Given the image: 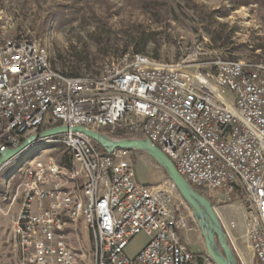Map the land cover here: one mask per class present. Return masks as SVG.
Segmentation results:
<instances>
[{
	"label": "built area",
	"instance_id": "built-area-1",
	"mask_svg": "<svg viewBox=\"0 0 264 264\" xmlns=\"http://www.w3.org/2000/svg\"><path fill=\"white\" fill-rule=\"evenodd\" d=\"M13 22L0 8V154L30 136L69 129L36 144L40 154L17 171L12 234L24 264H78L71 240L82 221L93 243L90 264H212L183 242L190 220L172 192L140 184L130 151L103 153L75 127L148 139L199 193L221 190L224 202L240 201L249 248L264 264L263 59L190 70L126 52L97 74L71 77L53 66L40 40L9 36ZM65 152L71 167L57 161ZM140 233L149 243L128 257Z\"/></svg>",
	"mask_w": 264,
	"mask_h": 264
},
{
	"label": "rangeland",
	"instance_id": "rangeland-1",
	"mask_svg": "<svg viewBox=\"0 0 264 264\" xmlns=\"http://www.w3.org/2000/svg\"><path fill=\"white\" fill-rule=\"evenodd\" d=\"M239 1L242 0H0V8L13 16L9 36L40 40L60 70L61 60L70 65L78 59L88 60L91 71L84 65L79 70L84 75L97 74L109 55L120 56L119 51L128 44L143 39L152 40L145 55L190 70H208L209 63L226 61L224 57L264 60V4L238 6ZM69 13L77 14L74 18L63 17L64 25L58 26L57 17ZM211 13L216 16L212 20ZM225 99L231 104L234 96L228 93ZM43 148H31L0 174V264H24L12 234L20 210L19 204L12 205L21 183L16 174L26 160L38 156ZM130 152L138 182L172 192L190 220V249L203 256L206 263L214 264L192 210L167 175L147 153ZM203 195L212 202L226 226L231 245L250 264L253 254L245 237L241 202H224L226 194L221 190ZM17 200L19 203V197ZM149 240L145 233L135 236L126 248L128 257L137 256ZM71 242L82 256L78 264H90L93 243L83 221Z\"/></svg>",
	"mask_w": 264,
	"mask_h": 264
},
{
	"label": "water",
	"instance_id": "water-1",
	"mask_svg": "<svg viewBox=\"0 0 264 264\" xmlns=\"http://www.w3.org/2000/svg\"><path fill=\"white\" fill-rule=\"evenodd\" d=\"M68 127H57L27 138L18 148L6 149L0 154V172L14 159L23 155L36 144L58 134L66 133ZM73 132L84 134L101 146L107 153L115 150L142 151L167 175L183 201L189 206L205 241L207 253L214 264H238L234 249L230 243L225 227L212 202L200 194L176 169L174 163L148 139H114L103 132L75 127Z\"/></svg>",
	"mask_w": 264,
	"mask_h": 264
},
{
	"label": "trees",
	"instance_id": "trees-1",
	"mask_svg": "<svg viewBox=\"0 0 264 264\" xmlns=\"http://www.w3.org/2000/svg\"><path fill=\"white\" fill-rule=\"evenodd\" d=\"M253 3H256V4H264V0H242V1H239L238 2V6H243V5H250V4H253ZM199 12V11H198ZM201 13V12H200ZM76 14L77 13H69V14H64L63 16L61 17H57V20L56 22L59 24L58 26L60 25H64L65 21H63V17H68L70 16L71 18H74L76 17ZM215 13H211L209 14V18L212 20L214 19V17H216L214 15ZM201 15V14H200ZM201 18H205L201 15ZM209 33L212 34L213 38H215V33L212 31V30H209ZM152 43V40L151 39H143L141 41H134V42H131V44H128L126 46V48L124 50H122L121 52L119 51V53L122 55L128 51H131L133 53H136V54H143L145 55L147 53V49L149 47V45ZM133 48V49H132ZM113 55H116V54H113ZM109 56H112V55H109ZM108 56V57H109ZM224 60H232L231 58H226L224 57L223 58ZM59 65L61 66V72L67 76H71V77H76V76H81L83 74L80 73V69L82 68V66L84 65L86 67V69L88 71H91V64L89 63L88 60H83V59H78L76 60L75 62H73L74 64L73 65H70L69 63H67L66 61H59L58 62ZM53 66L56 68V62H53ZM58 69V68H57ZM105 134H110L108 131H103ZM112 135L113 137H116V138H120V139H126V138H133V136H130V135H127L125 134V132L123 131H119L117 130L116 132H114L113 134H110ZM25 140H23L24 142ZM100 150L103 152V153H106V151L101 147L99 146L98 144H96ZM63 151V150H61ZM57 161L58 163H60L61 165H65L67 167H71L72 166V158L71 156L65 152L63 154L62 157H58L57 156ZM165 173V172H164ZM196 189V188H195ZM198 192L199 190L196 189ZM200 194L203 195V193L200 192ZM204 196V195H203ZM214 206V205H213ZM234 254L236 256V259H237V262L238 264H241V261L237 255V253L234 251ZM212 261V260H211ZM213 262V261H212ZM214 263V262H213Z\"/></svg>",
	"mask_w": 264,
	"mask_h": 264
},
{
	"label": "crops",
	"instance_id": "crops-1",
	"mask_svg": "<svg viewBox=\"0 0 264 264\" xmlns=\"http://www.w3.org/2000/svg\"><path fill=\"white\" fill-rule=\"evenodd\" d=\"M224 225V224H223ZM225 227V229H226V226H224ZM227 230V229H226ZM191 230H187V231H183L182 233H181V235H182V237H183V242L186 244V245H188L189 246V244H188V240H189V238H188V232H190ZM189 248H190V246H189ZM237 253V252H236ZM237 255H238V253H237ZM238 257H239V259H240V261H241V264H246V262H245V260H244V258H243V256L242 255H238ZM254 261H255V263H254ZM247 264H249L248 262H247ZM250 264H258L257 263V261H256V259L254 258V256H251V258H250Z\"/></svg>",
	"mask_w": 264,
	"mask_h": 264
}]
</instances>
